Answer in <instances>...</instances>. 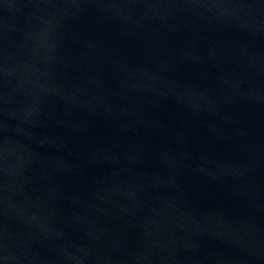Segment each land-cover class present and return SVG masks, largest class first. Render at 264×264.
I'll use <instances>...</instances> for the list:
<instances>
[{
  "label": "water",
  "instance_id": "water-1",
  "mask_svg": "<svg viewBox=\"0 0 264 264\" xmlns=\"http://www.w3.org/2000/svg\"><path fill=\"white\" fill-rule=\"evenodd\" d=\"M0 264H264V0H0Z\"/></svg>",
  "mask_w": 264,
  "mask_h": 264
}]
</instances>
